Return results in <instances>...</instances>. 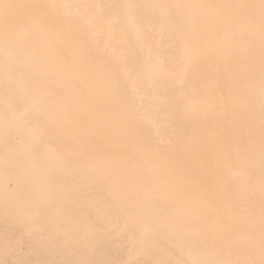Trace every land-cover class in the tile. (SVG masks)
Wrapping results in <instances>:
<instances>
[{
	"label": "bare ground",
	"instance_id": "bare-ground-1",
	"mask_svg": "<svg viewBox=\"0 0 264 264\" xmlns=\"http://www.w3.org/2000/svg\"><path fill=\"white\" fill-rule=\"evenodd\" d=\"M25 2L0 264H264V0Z\"/></svg>",
	"mask_w": 264,
	"mask_h": 264
},
{
	"label": "rangeland",
	"instance_id": "rangeland-1",
	"mask_svg": "<svg viewBox=\"0 0 264 264\" xmlns=\"http://www.w3.org/2000/svg\"><path fill=\"white\" fill-rule=\"evenodd\" d=\"M31 1L32 0H26V2H31ZM43 2H45V1H43ZM42 7L46 8V6L44 4L42 5ZM29 28H30V25H29ZM29 28H27V27L22 25V30L21 31H17L16 30L13 33H10V32L2 33V34L0 33V46L3 47L2 51H1V54H0V66H2L1 68H6L4 66H8V65H6L4 59L12 58V65H13L15 52H17V51L21 52L22 51L21 47L19 46L20 42L22 41V38L20 36L22 34L23 35L24 34H28L29 35ZM44 62H47L46 57L44 58ZM19 65L20 64L16 62L13 65V68L16 69L17 66H19ZM21 65H23V64H21Z\"/></svg>",
	"mask_w": 264,
	"mask_h": 264
}]
</instances>
